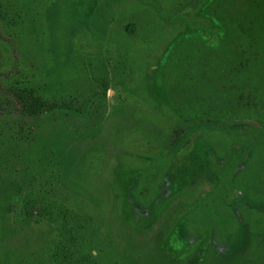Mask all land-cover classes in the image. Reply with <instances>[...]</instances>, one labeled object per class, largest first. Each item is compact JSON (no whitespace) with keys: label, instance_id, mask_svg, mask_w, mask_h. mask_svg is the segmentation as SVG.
Returning a JSON list of instances; mask_svg holds the SVG:
<instances>
[{"label":"rangeland","instance_id":"rangeland-1","mask_svg":"<svg viewBox=\"0 0 264 264\" xmlns=\"http://www.w3.org/2000/svg\"><path fill=\"white\" fill-rule=\"evenodd\" d=\"M1 80L68 107L0 111V264H264V0H0ZM199 118L263 128L160 167Z\"/></svg>","mask_w":264,"mask_h":264},{"label":"trees","instance_id":"trees-1","mask_svg":"<svg viewBox=\"0 0 264 264\" xmlns=\"http://www.w3.org/2000/svg\"><path fill=\"white\" fill-rule=\"evenodd\" d=\"M127 27V24L125 25ZM238 63H248L247 59L239 60ZM237 73L239 68L235 69ZM0 94L3 99H0V111L7 112V114H11L13 112H16L17 114L21 116H26L28 118H37L41 115H45L48 113L53 112L57 108H61L64 106L68 107L67 105L60 106L58 103H56L54 100H49L46 97H44L38 89H36L33 86H30L29 84L24 83L23 81H14V83L5 84L2 80L0 81ZM249 95L243 97H240V95L237 97V100L235 101V104L237 108L239 109L240 113L243 111V108L249 105L250 101L248 102L247 98ZM196 111H192L194 114ZM185 115V114H183ZM242 116H245L244 113ZM186 117V115H185ZM249 120H255L253 117H247ZM263 127H253L250 125H240V126H231L224 123H220L217 121L205 119V118H199L193 121H188L186 123L185 127H180L178 129H174V136L171 141L166 145L164 150L157 155V158H160L164 160L163 165H159L160 167L166 166L168 167L173 160V158L183 149L185 148L190 140L197 136V134H201L202 136L205 133L209 132H215V131H222L227 134H231L238 137H246L247 131H251L252 133H255L258 135L260 133V129ZM245 133V134H244ZM159 167V168H160ZM146 169H144L140 176L137 186V194L142 195L143 197H148L151 195L152 192V186H153V174H147ZM50 210V205H44L40 206L37 204V202L29 201L24 207V213L28 216H34L37 217V221L40 220H46L50 223L51 226H54L55 220L51 219V217H47V213ZM47 218V219H43ZM58 220V219H57ZM202 220L205 222L202 223ZM210 219H188V227L192 230H195V227H197V230H205L208 226ZM61 225L64 227V220L60 219ZM58 222V221H57ZM215 222V221H214ZM64 223V224H63ZM199 227H203V229H200ZM59 251H61L64 247L62 243L58 245ZM56 251L55 255L57 257H64L62 252ZM88 255H92V253H88ZM83 260L86 261V257H83ZM201 255L200 252L194 254L188 261L187 264H201ZM79 260H76L74 264H80Z\"/></svg>","mask_w":264,"mask_h":264}]
</instances>
